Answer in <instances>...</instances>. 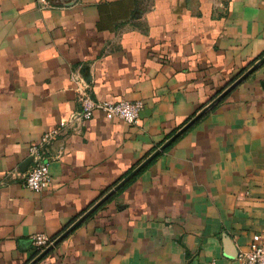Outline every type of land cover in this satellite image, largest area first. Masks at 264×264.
I'll return each mask as SVG.
<instances>
[{"label":"crops","instance_id":"0c3cea01","mask_svg":"<svg viewBox=\"0 0 264 264\" xmlns=\"http://www.w3.org/2000/svg\"><path fill=\"white\" fill-rule=\"evenodd\" d=\"M0 0V264H27L264 53V0ZM264 63L45 255L51 264H242L264 230ZM96 100L23 185L31 143ZM35 257V256H34ZM40 264V262L36 263Z\"/></svg>","mask_w":264,"mask_h":264},{"label":"built area","instance_id":"2783aa9c","mask_svg":"<svg viewBox=\"0 0 264 264\" xmlns=\"http://www.w3.org/2000/svg\"><path fill=\"white\" fill-rule=\"evenodd\" d=\"M37 2L41 6L48 4L47 0H37ZM79 93V108L71 112L66 120L45 130L38 141L29 145L28 154L32 158V163L23 180L25 187L40 192L48 186L50 182L49 162L52 159L49 147L60 136L67 133L79 134L85 122L90 120L95 112H102L107 120L117 118L128 124H134L144 107L141 100H96L85 90ZM51 242L52 240L43 233L33 234L31 243L36 251L35 256L40 254ZM238 259L242 264H264V230L252 236L247 250L240 252ZM39 262L40 264H51L45 259V256Z\"/></svg>","mask_w":264,"mask_h":264},{"label":"water","instance_id":"95a60500","mask_svg":"<svg viewBox=\"0 0 264 264\" xmlns=\"http://www.w3.org/2000/svg\"><path fill=\"white\" fill-rule=\"evenodd\" d=\"M264 63V55L256 60L252 66L244 71L239 77H237L232 83H230L222 92H220L209 103L203 106L193 117L185 122L174 134L166 139L158 148H156L150 155L143 159L136 167L128 172L123 178H121L113 187L104 194L97 202L89 207L81 216H79L70 226H68L63 232H61L52 242L37 256L30 260L27 264L38 263L47 253H49L53 247L61 242L75 227H77L82 221H84L89 215L96 211L101 205L109 200L118 190H120L125 184H127L132 178H134L145 166H147L160 152L165 150L170 144H172L178 137H180L186 130H188L195 122H197L204 114L208 113L214 108L231 90H233L238 84H240L245 78L252 74ZM264 85V83H263ZM32 158L28 161L30 162Z\"/></svg>","mask_w":264,"mask_h":264},{"label":"trees","instance_id":"16d2710c","mask_svg":"<svg viewBox=\"0 0 264 264\" xmlns=\"http://www.w3.org/2000/svg\"><path fill=\"white\" fill-rule=\"evenodd\" d=\"M264 55V53L263 54H261L258 58H256L255 60H253L252 62H250V64L248 65V66H246V67H244L241 71H240V73L235 77V78H233L232 80H230L229 82H228V84H227V86L230 84V83H232L237 77H239L244 71H246L250 66H252L253 65V63L256 61V60H258L259 58H261L262 56ZM225 89V88H224ZM220 93V92H219ZM218 95V94H217ZM195 115V114H194ZM193 115V116H194ZM192 116V117H193ZM191 118V117H190ZM189 118V119H190ZM188 119V120H189ZM188 120H186V122L188 121ZM179 128H176V129H174L172 132H170L167 136H166V138H165V140L166 139H168L172 134H174L177 130H178ZM164 140V141H165ZM163 143V142H162ZM161 145V143L159 144V146ZM156 148L154 147V148H152V150H150V152H148V154L145 156V157H147L148 155H150L154 150H155ZM145 159V158H144ZM140 162H138V164H139ZM138 164H136V166L138 165ZM136 166H134V167H136ZM133 169V168H132ZM126 175V174H125ZM124 175V176H125ZM124 176H122V178L124 177ZM121 179V178H120ZM119 181V180H118ZM117 181V182H118ZM117 182H114L111 186H109V187H107L104 191H102L101 192V194L98 196V198L96 199V200H94L91 204H90V206L89 207H91L95 202H97L104 194H106L112 187H113V185H115ZM36 255V251H34V255H33V257L32 258H34V256Z\"/></svg>","mask_w":264,"mask_h":264}]
</instances>
